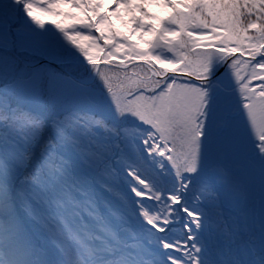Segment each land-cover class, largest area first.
Wrapping results in <instances>:
<instances>
[{
  "label": "snow or ice",
  "instance_id": "obj_1",
  "mask_svg": "<svg viewBox=\"0 0 264 264\" xmlns=\"http://www.w3.org/2000/svg\"><path fill=\"white\" fill-rule=\"evenodd\" d=\"M0 84V264H218L217 181L264 264V0H0Z\"/></svg>",
  "mask_w": 264,
  "mask_h": 264
},
{
  "label": "trees",
  "instance_id": "obj_2",
  "mask_svg": "<svg viewBox=\"0 0 264 264\" xmlns=\"http://www.w3.org/2000/svg\"><path fill=\"white\" fill-rule=\"evenodd\" d=\"M46 19L50 18L46 17ZM47 27L51 29L54 26L48 24ZM16 51L22 58H27L31 61L45 59L39 52L19 48ZM0 87H2V84H0ZM216 189L217 191L213 192L212 196L204 200L201 205L202 210L206 213L207 219L206 227L202 233V239H208L211 252L218 264H231L233 256H239L244 264H255V255L247 243V233L243 230V225L246 222L243 217V211L247 208L251 212L253 203L250 201L246 205L239 193L226 194L225 188L219 181L216 182ZM217 196L219 197L218 199H216ZM258 203L259 189L257 190L254 201L255 215L259 207ZM225 223L236 232V235L231 239L224 234L223 227ZM248 223H251V221L249 220ZM258 229L259 223L257 217L255 230V235L257 236L255 244L257 253L260 251ZM175 232L178 235H183L179 226L176 227ZM144 259L145 261H150L153 257L146 255Z\"/></svg>",
  "mask_w": 264,
  "mask_h": 264
},
{
  "label": "rangeland",
  "instance_id": "obj_3",
  "mask_svg": "<svg viewBox=\"0 0 264 264\" xmlns=\"http://www.w3.org/2000/svg\"><path fill=\"white\" fill-rule=\"evenodd\" d=\"M18 54V53H17ZM19 55V54H18ZM22 58V57H21ZM42 60L41 59H38V60H35V61H32V62H41ZM259 189V183L256 184V189H255V193H257V190ZM259 204V207H258V210L256 212V216L259 217L260 215V203Z\"/></svg>",
  "mask_w": 264,
  "mask_h": 264
},
{
  "label": "water",
  "instance_id": "obj_4",
  "mask_svg": "<svg viewBox=\"0 0 264 264\" xmlns=\"http://www.w3.org/2000/svg\"><path fill=\"white\" fill-rule=\"evenodd\" d=\"M43 61H45V60H43ZM46 62V61H45Z\"/></svg>",
  "mask_w": 264,
  "mask_h": 264
}]
</instances>
